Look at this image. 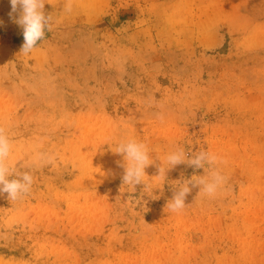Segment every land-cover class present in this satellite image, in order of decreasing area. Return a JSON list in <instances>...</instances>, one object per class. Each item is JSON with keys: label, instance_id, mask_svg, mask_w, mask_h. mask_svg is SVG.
I'll use <instances>...</instances> for the list:
<instances>
[{"label": "rangeland", "instance_id": "374dc122", "mask_svg": "<svg viewBox=\"0 0 264 264\" xmlns=\"http://www.w3.org/2000/svg\"><path fill=\"white\" fill-rule=\"evenodd\" d=\"M70 2L45 0L51 31L25 54L0 0V127L34 175L0 197V264H264V0ZM133 138L154 159L135 189L113 152ZM181 146L228 182L171 213L173 186L205 174L155 177Z\"/></svg>", "mask_w": 264, "mask_h": 264}, {"label": "clouds", "instance_id": "9594fccd", "mask_svg": "<svg viewBox=\"0 0 264 264\" xmlns=\"http://www.w3.org/2000/svg\"><path fill=\"white\" fill-rule=\"evenodd\" d=\"M11 11L9 18L22 29L24 43L21 52L28 54L45 38V33L51 31L52 16L44 12L45 0H9ZM65 10L70 12L72 5L66 4ZM3 21H0V25ZM13 150V143L4 127H0V197L10 202H19L30 194L34 184L32 166L17 167L9 163ZM113 151V150H112ZM123 156L124 169L122 183L132 189L136 185L145 183V169L154 163L148 146L136 139L121 140L113 151ZM54 154L41 153L39 163L47 166L55 161ZM158 159V158H157ZM158 175L166 180L167 172L177 165L186 164L194 169H203L204 175L193 174L189 179L173 186L172 198L166 207L171 213L183 211L187 204L186 197L193 188H199L198 195L214 198L227 185L228 178L222 172L221 165L225 164L222 158L206 150L198 152L186 151L184 146L177 147L165 157L160 159ZM165 164L167 166H165Z\"/></svg>", "mask_w": 264, "mask_h": 264}]
</instances>
